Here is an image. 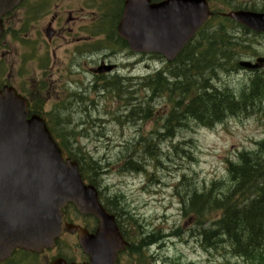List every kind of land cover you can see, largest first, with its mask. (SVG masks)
I'll use <instances>...</instances> for the list:
<instances>
[{"label":"rangeland","instance_id":"374dc122","mask_svg":"<svg viewBox=\"0 0 264 264\" xmlns=\"http://www.w3.org/2000/svg\"><path fill=\"white\" fill-rule=\"evenodd\" d=\"M214 3L217 9L223 12L230 11L233 7L253 10L264 8V0H216ZM220 30V28L216 29L212 35L220 34ZM220 35L221 38L224 34L221 32ZM28 36L32 37L33 33L31 32ZM233 37L237 41L251 44L250 51L254 50L252 55L264 54V36L248 33L235 27ZM9 43L10 50L6 51L7 59L4 63L7 65L6 73L11 66L12 84L20 87V90L29 96L32 102L37 100L42 102L44 111L53 119L60 117L59 115H68L75 122L81 120L82 125L78 128L88 125L86 128L88 136L76 135L74 140L76 142L73 143L75 147H83L98 163L101 170L107 173L103 178L101 176V183L108 188L106 195L117 194L124 197L126 204L124 211L138 221L140 236L142 231L144 235L155 232L157 236L171 237L167 238L162 245H156L149 250V257L153 260H147L146 263L154 264L157 261V264H249L240 257L232 255L227 242L224 239L218 240L221 237L219 233L214 236L213 232L204 234L205 230L212 228L213 214L203 218L206 221L202 222V225H197V221L184 212L182 198L184 199L186 195L190 196L193 191L202 194L212 182H217V189L222 191L224 182L228 179L226 160L235 162L239 153L251 152L257 149L258 143L264 141V102L257 104L255 106L257 109L251 110L250 115L241 113L243 115L228 117L223 123H216L211 128L200 126V123L188 119L183 126H180L181 129H174L176 132L174 138L170 140L164 137L157 142L162 133L158 126L164 124L165 117L170 113L172 99L174 102H179L180 97L164 93L149 100L151 93L143 90V84H138L142 80L147 82L150 78L143 75L151 74L160 67L166 66L165 61L141 56L129 59L135 64L134 75L139 77L131 79L124 76L121 79L122 82L120 80V93L125 94L122 96V104L118 103L117 95L111 92L97 98L93 96V91H90L87 94L89 98L82 101L76 98L74 93L68 92L67 88L64 89V83H67L69 79H75L77 82H82L84 79L70 75L62 69V71L55 69L52 77H41V73L34 70L32 62L26 63L23 60V55L27 52L23 42L15 44L9 41ZM211 43L218 44L217 41H211ZM247 43L241 45H248ZM241 47L231 52L237 53L234 55V66L230 64L223 70L217 71L216 76L211 78L213 80H208L207 85L221 90L218 92L224 89L228 91L230 88L236 94L249 86L253 73L240 69L237 63L252 61L255 57H242L244 50ZM120 58L121 55L117 54V62H121ZM172 68L175 69L174 66L169 67L170 70ZM160 77L161 81L168 76ZM85 78L92 79L89 75ZM168 81L172 82V79ZM159 84L166 87L163 82ZM97 85L103 84L98 81ZM131 99L137 100L131 107L145 109L144 120L137 121L134 114L130 116L129 111H126L125 103ZM84 102L93 103L94 107L89 106L90 103L82 104ZM128 107L127 105V109ZM81 109L82 113H80ZM123 109L124 119L115 114L116 111ZM90 111H92L91 114H89ZM78 114H81V118ZM78 131L79 129L75 130L76 133H79ZM141 137L158 143L159 163L145 157L143 160L146 162L147 175L125 173L123 171L125 163L130 159L132 150L140 149L137 141ZM131 158L135 162L139 157ZM251 197H254V194ZM121 220L124 224L131 225L125 213L121 214ZM131 232L135 234L133 230ZM210 234L213 236L211 239L208 238ZM61 243L56 249L39 257L38 263L47 264L57 255V252L66 254L77 262L81 261V253L76 248L75 238L67 236L65 239L62 238ZM123 264H138V262L126 257Z\"/></svg>","mask_w":264,"mask_h":264},{"label":"water","instance_id":"95a60500","mask_svg":"<svg viewBox=\"0 0 264 264\" xmlns=\"http://www.w3.org/2000/svg\"><path fill=\"white\" fill-rule=\"evenodd\" d=\"M20 0H0V17ZM209 16L204 0H127L118 26L119 36L134 52L162 55L172 62ZM257 33H264V14L224 15ZM1 34V25H0ZM249 70L264 68V57ZM70 203L81 215L99 221L94 235L63 221L61 210ZM77 232L87 264H115L125 249L114 222L98 203L92 186H85L77 163L64 156L37 115L28 117L27 102L12 88L0 90V261L18 248L40 253L51 249L63 232ZM50 264H67L56 259ZM73 264V263H72Z\"/></svg>","mask_w":264,"mask_h":264},{"label":"trees","instance_id":"16d2710c","mask_svg":"<svg viewBox=\"0 0 264 264\" xmlns=\"http://www.w3.org/2000/svg\"><path fill=\"white\" fill-rule=\"evenodd\" d=\"M217 26L221 29L220 34L222 32L224 35L220 38V34L209 35L207 31L201 32L199 40L189 45L177 60L178 73H170L163 80L166 87L159 84L161 73L154 76L155 78L150 77L144 84L152 95L168 93L180 97L179 102H174L172 99V109L165 117L164 126L161 127L165 132L167 131L168 136H172L174 129H181L180 126H183L188 119L200 123V126L211 128L227 117L250 115V111L257 104L264 102V72L255 74L250 86L241 90L238 97H235L230 90L229 93L224 91L225 89L218 92L221 90L207 85L208 80H213L211 78L216 76L217 71L233 63L236 55L231 53L237 47L236 43L232 42L234 24L227 21ZM241 29L246 32L245 29ZM211 41H217L218 44H212ZM168 79H172V82ZM212 89L213 91L210 92ZM37 110L34 112L42 113V109ZM144 110L135 107L131 115L134 114L137 120L142 121L146 116ZM49 119L47 125L65 156L78 163L85 182L98 187L97 185H100L98 163L83 147L74 146L76 127L71 125L74 120L68 115ZM256 146L257 149L251 152L239 153L235 162L226 160L228 179L224 182L222 191L217 189V182H212L202 194L193 191L190 196L186 195L184 199L182 198V202L185 206L184 212L195 219L197 225H202V222L206 221L203 218L209 217L210 214L214 215L211 220L212 228L205 230L204 234L213 232L214 236L219 233L221 237L218 240L224 239L233 255L243 258L250 264H264V141ZM141 150L146 152L148 158L158 161L159 151L156 143L144 141ZM133 156L134 154L130 155L123 170L143 171L142 165L140 166L137 161L133 162L134 159L131 158ZM253 194L254 197H251ZM119 201L116 196L112 199H102L103 206L117 218L124 213V210L118 206ZM72 212L75 211L71 205L64 210L67 220L72 219ZM125 215L129 214L125 213ZM129 219L131 225H123L124 235L130 242H137L131 243L125 254L130 258L137 257L138 264H146L148 258L145 257L143 249L146 250L149 245L157 243L160 238L155 232L144 237L138 234L130 236L131 230L138 229L139 226L130 216ZM213 236L210 234L208 238L211 239ZM59 244L60 241H57L56 245ZM59 256L66 259V256ZM118 262L120 263V258Z\"/></svg>","mask_w":264,"mask_h":264},{"label":"flooded vegetation","instance_id":"af4514ba","mask_svg":"<svg viewBox=\"0 0 264 264\" xmlns=\"http://www.w3.org/2000/svg\"><path fill=\"white\" fill-rule=\"evenodd\" d=\"M124 3L125 0H22L21 4L30 7L32 12H21V9L5 17V21H10L9 31L33 33L32 37L23 39L37 44L31 61L41 77H52L55 69L81 79L86 75L91 78L127 76L135 72V64L129 59L150 58V55H135L123 49L117 26ZM9 40L20 38L13 36ZM9 44L6 36L2 37L1 57L10 50ZM117 54L121 55V62H117ZM64 84L69 89L78 84L82 88L81 82L75 79Z\"/></svg>","mask_w":264,"mask_h":264},{"label":"bare ground","instance_id":"6f19581e","mask_svg":"<svg viewBox=\"0 0 264 264\" xmlns=\"http://www.w3.org/2000/svg\"><path fill=\"white\" fill-rule=\"evenodd\" d=\"M155 78V77H154ZM150 79V78H149ZM160 82H164L163 80H161ZM231 224V223H230Z\"/></svg>","mask_w":264,"mask_h":264}]
</instances>
